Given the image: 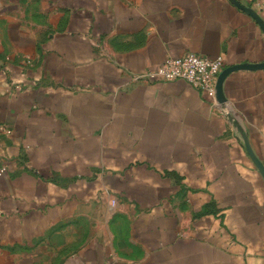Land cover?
<instances>
[{
    "label": "crops",
    "instance_id": "crops-1",
    "mask_svg": "<svg viewBox=\"0 0 264 264\" xmlns=\"http://www.w3.org/2000/svg\"><path fill=\"white\" fill-rule=\"evenodd\" d=\"M238 1L0 0V264H264V68L223 84L249 147L210 92L133 78L264 63Z\"/></svg>",
    "mask_w": 264,
    "mask_h": 264
},
{
    "label": "built area",
    "instance_id": "built-area-1",
    "mask_svg": "<svg viewBox=\"0 0 264 264\" xmlns=\"http://www.w3.org/2000/svg\"><path fill=\"white\" fill-rule=\"evenodd\" d=\"M249 7L258 12V9L252 6ZM258 8L264 10V0L259 2ZM224 64L225 58L223 55L208 57L195 52H188L179 57H168L155 68H150L145 72L134 74L133 78L134 80H144L148 82L153 80L172 81L184 79L194 86L210 92L213 96L214 105L219 106L220 111L228 122L241 132L240 129H243V127L235 115L231 102L229 100L220 102L217 97L218 76L223 70ZM15 87H22V84L15 83ZM1 132H10V129L0 124V133ZM4 169L5 168L0 169V173ZM116 203L117 201L114 199L112 204Z\"/></svg>",
    "mask_w": 264,
    "mask_h": 264
},
{
    "label": "water",
    "instance_id": "water-1",
    "mask_svg": "<svg viewBox=\"0 0 264 264\" xmlns=\"http://www.w3.org/2000/svg\"><path fill=\"white\" fill-rule=\"evenodd\" d=\"M236 4H240V1L238 0H233ZM245 10L256 19V21L258 22V24L261 26L263 32H264V19L262 18V16L256 12L255 10H253L252 8H250L249 6H244ZM243 67H248V68H264V63H239V64H235L233 66H228L226 68H224L221 73L218 76V81H217V97L219 99L220 102H224L226 101V96L224 93V79L226 78V76H228L231 72L239 69V68H243ZM243 137H244V141L245 144L249 147L250 143L249 140L247 138V135L245 133V131L243 129H240ZM252 156L254 157L255 161L257 162L258 166L260 167V169L262 170V172L264 173V164L262 163L261 160H259L257 157H255L253 154Z\"/></svg>",
    "mask_w": 264,
    "mask_h": 264
}]
</instances>
